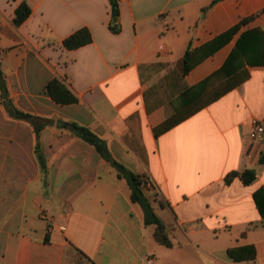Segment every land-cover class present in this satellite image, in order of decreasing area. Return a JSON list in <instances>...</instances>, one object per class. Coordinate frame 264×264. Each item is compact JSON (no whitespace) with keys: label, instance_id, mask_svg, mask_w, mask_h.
Listing matches in <instances>:
<instances>
[{"label":"crops","instance_id":"crops-1","mask_svg":"<svg viewBox=\"0 0 264 264\" xmlns=\"http://www.w3.org/2000/svg\"><path fill=\"white\" fill-rule=\"evenodd\" d=\"M24 1L32 13L16 26ZM119 7L115 31L109 0H0V264H264V134L250 135L254 119L264 126V0ZM84 27L92 41L65 47ZM54 78L77 102L49 95ZM203 83L210 103L161 128L182 91L193 97ZM73 123L149 180L170 245ZM246 169L252 183L227 182Z\"/></svg>","mask_w":264,"mask_h":264},{"label":"trees","instance_id":"trees-1","mask_svg":"<svg viewBox=\"0 0 264 264\" xmlns=\"http://www.w3.org/2000/svg\"><path fill=\"white\" fill-rule=\"evenodd\" d=\"M217 1L219 0H213V4ZM109 2L111 4L112 14L111 29L117 31L119 30L118 25L120 17L119 0H109ZM31 13V6L26 1L22 2L15 10V17L13 19L14 24L16 26H20L28 19ZM239 26L240 25L237 24L229 31V33L235 32ZM255 31H247L246 33L242 34L237 42L236 49L240 48L242 42ZM91 41L92 37L90 30L84 27L77 30L69 37L65 38L63 43L65 47L73 49L86 45ZM192 61V50L188 48L185 57L180 63V70L181 72H183V74H185L191 68ZM203 85L204 83L195 87L196 94L193 97L187 98L186 94H184V91H182V96H180L179 98V105L174 104V112L176 111V113H174L173 117H171L173 121H170V118H167V120H165L164 123L161 125V128L167 129L171 127L173 124L189 117L190 115L194 114L195 112L203 108L205 105L210 103V101L213 99V96L211 95V93L205 92L202 89ZM0 88L2 92L6 91L5 74L2 71L1 67ZM46 91L56 102L61 104H70L77 102L78 100L77 96L69 89V87L58 78H54L48 82L46 86ZM16 115L19 118H23L30 121H33L35 117L32 114L22 112L20 110L16 111ZM72 127V132L74 133V135L93 145L96 150L100 153L102 158L105 159L111 166L116 169L118 176L127 180L131 189V199L133 200V202H136L141 205L144 211L146 223L154 224L156 226L157 239L166 245H170L171 242L168 236L166 235L165 225L155 212V208L150 199V196L146 193L145 182L147 181L146 179H144V176L134 173L133 171L128 169L124 164L115 159L110 151L107 141L97 135L90 128L76 123H73ZM261 161L264 162V153L261 157ZM235 176H240L245 184H250L255 180L256 172L252 169H246L243 172L233 171L227 175V182L231 181Z\"/></svg>","mask_w":264,"mask_h":264},{"label":"built area","instance_id":"built-area-1","mask_svg":"<svg viewBox=\"0 0 264 264\" xmlns=\"http://www.w3.org/2000/svg\"><path fill=\"white\" fill-rule=\"evenodd\" d=\"M252 132H251V138L256 139L261 137L264 134V126L263 124L258 120V119H254L252 121ZM147 182H145V184H147L149 182V180H146ZM149 263H152V259L149 260Z\"/></svg>","mask_w":264,"mask_h":264}]
</instances>
